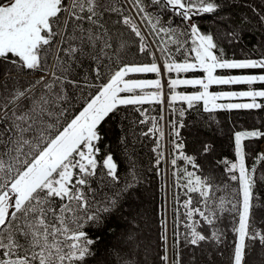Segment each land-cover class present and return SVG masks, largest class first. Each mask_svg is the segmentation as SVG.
<instances>
[{
	"label": "snow or ice",
	"instance_id": "6c2138e0",
	"mask_svg": "<svg viewBox=\"0 0 264 264\" xmlns=\"http://www.w3.org/2000/svg\"><path fill=\"white\" fill-rule=\"evenodd\" d=\"M139 16L124 15L118 0H8L0 2V63H6L21 73H41L38 79L23 86L0 84V264H86L94 255L88 229L99 226L104 216L119 204V198L138 183L133 164L131 180L112 195L104 189L119 185L118 165L111 154L101 155V124L121 106H138L164 102V74L200 73L199 76L169 78V102L183 101L188 109L202 102L205 112L215 110L264 109V74L228 75L218 70H260L264 73V58L226 59L213 35L202 33L194 17L213 14L220 5L216 0H126ZM153 5L157 11H149ZM171 9L183 24L174 26L171 17L163 14ZM260 19L264 21V16ZM140 24L148 26V34ZM130 30L139 40V51H149L148 36L155 50L150 52V64L123 63L129 46L120 26ZM229 35L239 38L235 33ZM190 38V44H189ZM157 41L159 43H157ZM156 52L163 64L156 62ZM179 55L180 60L175 57ZM52 59L48 70L49 59ZM84 61H88L87 68ZM106 82L102 68L116 64ZM84 68L81 79L69 74ZM88 68L91 69V75ZM136 74H155V79H136ZM11 75L6 72L5 76ZM70 84L83 96L86 89L97 88L95 94L84 97L83 106L73 115L74 97L65 84ZM247 85L243 91L213 92V86ZM196 89L180 93L176 89ZM151 89V91H147ZM247 98L244 103H218L223 100ZM144 115V111L136 108ZM181 117L185 109H180ZM148 117L140 123H145ZM163 119V117H161ZM148 132L159 133L155 164L160 166L164 153L160 140L164 137L156 117H152ZM175 136L180 132L175 123ZM179 127H184L182 122ZM264 136L259 130L236 132L234 150L236 162L223 161L230 179L239 185V199L217 196L221 190L214 178L197 174L201 171L196 159L185 154L182 142L175 143L178 152L170 163L177 171L176 187L187 197L180 204L184 209L180 232V210L174 209V230L169 242L167 221H162L163 264H182L181 246L200 247L204 243L223 242L224 233L216 227L224 213L232 215L235 235L232 264H245L248 241L264 246V230L252 225L253 209L258 207L254 195L255 167L246 166L243 141ZM211 150L205 146L204 152ZM183 161L196 171L182 170ZM264 160V155L259 157ZM183 173L184 183H180ZM110 181V182H109ZM193 194L198 200L193 201ZM100 197L98 200L97 197ZM238 216V220L236 217ZM198 217V219H197ZM207 226L208 231L204 228ZM183 237V239L181 238ZM170 257H174L170 258Z\"/></svg>",
	"mask_w": 264,
	"mask_h": 264
},
{
	"label": "trees",
	"instance_id": "16d2710c",
	"mask_svg": "<svg viewBox=\"0 0 264 264\" xmlns=\"http://www.w3.org/2000/svg\"><path fill=\"white\" fill-rule=\"evenodd\" d=\"M1 1V0H0ZM220 8L216 13L204 14L194 17L202 33L213 35L219 47L223 48L226 59L244 60V59H261L264 58V21L260 19L264 16V0H216ZM148 3V0H145ZM118 6L124 9V15H132L137 23L139 16L132 9V5L127 4L126 0H118ZM149 11H157L155 5L149 8ZM233 17L228 20L220 19L227 13ZM171 17L174 26L179 25L183 30L188 25L183 24L178 16L173 15L171 9L163 14L165 21ZM245 17V18H244ZM225 18V17H224ZM232 27L231 33H236L239 38H229L226 42L225 37H221L225 44L219 40L218 25ZM125 37L129 41V46L124 56L123 63L128 64H150L152 62L151 51L155 50L156 45L151 43L152 36H148L149 51L141 53L139 51V40L124 26H120ZM142 31L148 34V26L140 24ZM157 43H159L157 41ZM190 44V38H189ZM180 60L181 57H175ZM158 59L163 64V59L159 52H156V62ZM120 61L116 64L109 63L102 68V80H95V84L106 82L113 71L116 70ZM52 59H49L48 70L53 71L50 66ZM87 68L89 62L84 61ZM84 68H77L75 72L70 73L71 79H81L84 75ZM91 75V69L88 68ZM6 72L11 75L5 76ZM239 70H232V75H237ZM227 71L218 70L219 75L226 74ZM41 73L24 74L18 69L11 67L6 63H0V84L7 82L11 88L13 86L27 85L29 82L38 79ZM198 76V73L167 74L169 78H183L185 76ZM136 79H155V74H136ZM65 89L69 95L74 97L71 112L74 115L84 103V97L95 94L97 88L86 89L83 96L80 91L74 89L72 85L65 84ZM264 87V86H261ZM260 87V88H261ZM218 89H223L218 87ZM180 93H189L192 88L179 87L176 89ZM171 91L166 87L167 104L165 109L162 104L151 103L138 106H121L117 112L110 115L101 124L102 141L99 146L102 149L101 155L111 154L114 162L117 163L120 184L104 189L107 195H112L118 188L123 187L126 180H131L132 165H135V172L138 183L133 188L125 192L119 198V204L110 213L103 214L104 219L97 227L88 229L89 235L96 242L92 245L94 255L87 259L86 264H163L160 256L164 251L162 240V228L160 226V213L163 205V179L160 173L162 161L159 167L155 161L157 153L152 149L156 147L159 133L143 135L148 132L152 126V117H156L158 127H164L167 135V158H168V187L171 213V240L174 230V209L179 208L180 220L179 231L184 232L186 229L183 225L184 209L176 203L175 197L179 196L180 204L187 197L184 195V189L176 187L177 178L173 172L170 161L178 152L175 149V143L182 142L185 154L196 159L200 165L201 171L197 174L211 175L216 184L220 185L221 190L217 196H225L228 199H239L237 181H232V173L227 171L223 161L236 162L234 150V136L236 132L259 130L264 132V109L252 110H215L205 112L202 103H198L194 108L188 109L187 104L183 101L169 102ZM247 101H237L242 103ZM140 108L144 111L141 115ZM185 109L183 117L180 116L179 110ZM145 123L140 121L145 120ZM163 117V119H161ZM182 122L184 127L180 128ZM177 125L180 137L175 136V129L172 124ZM264 136L258 139H248L243 141L246 152V166L251 169L255 167V188L254 195L258 197L255 203L258 207L253 209L252 225L254 228L264 230V160H259L258 146ZM164 139L160 140V151L164 152ZM205 146H210L211 150L204 152ZM182 170L187 167L189 171H196L190 165H186L182 160L178 161ZM180 183H184L183 173H180ZM110 182V181H109ZM99 200L100 197L98 196ZM198 196L193 194L194 204ZM198 219V217H197ZM238 220V216L236 217ZM234 220L232 215L224 213L217 222L216 227L220 228L223 233V242L204 243L200 247L181 246L182 264H232L233 246L235 235L232 225ZM208 231L207 226L204 228ZM183 239V237H181ZM246 249L245 264H264V246L258 241H248ZM147 257L150 261H147ZM174 259V257H172Z\"/></svg>",
	"mask_w": 264,
	"mask_h": 264
},
{
	"label": "rangeland",
	"instance_id": "374dc122",
	"mask_svg": "<svg viewBox=\"0 0 264 264\" xmlns=\"http://www.w3.org/2000/svg\"><path fill=\"white\" fill-rule=\"evenodd\" d=\"M1 1H3V0H1ZM0 1V2H1ZM3 3H8V0H6V2H3ZM227 15H229L228 14V12L227 13H225L223 16H222V14H220L219 15V17H220V19H224V20H228V19H226V18H228V16ZM230 16V15H229ZM225 17V18H224ZM230 18L232 19L233 17H231L230 16ZM245 18V17H244ZM218 31V35H219V40H220V42L221 43H223V44H225L224 42V40L223 39H221V37H225L226 38V42H228V40H229V38H234V36H231V35H229V33H231L230 31H232V27H229V26H222L221 24L220 25H218L217 26V28H216ZM233 33H235V32H233ZM236 33H238V31H236ZM235 33V34H236ZM164 98H165V96H164ZM219 103V102H218ZM234 103V102H233ZM242 103H244V102H242ZM163 172H164V174H165V176H166V164H165V159L163 160V168H162V174H163ZM147 261H150L149 260V258L147 257Z\"/></svg>",
	"mask_w": 264,
	"mask_h": 264
},
{
	"label": "built area",
	"instance_id": "2783aa9c",
	"mask_svg": "<svg viewBox=\"0 0 264 264\" xmlns=\"http://www.w3.org/2000/svg\"><path fill=\"white\" fill-rule=\"evenodd\" d=\"M260 149H261L262 154H264V143H261L260 144ZM167 229H168V236H169V242H170V234H169V226H168V223H167Z\"/></svg>",
	"mask_w": 264,
	"mask_h": 264
},
{
	"label": "flooded vegetation",
	"instance_id": "af4514ba",
	"mask_svg": "<svg viewBox=\"0 0 264 264\" xmlns=\"http://www.w3.org/2000/svg\"><path fill=\"white\" fill-rule=\"evenodd\" d=\"M1 2H2V3H3V2H6V0H3V1H1Z\"/></svg>",
	"mask_w": 264,
	"mask_h": 264
}]
</instances>
